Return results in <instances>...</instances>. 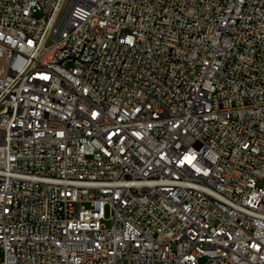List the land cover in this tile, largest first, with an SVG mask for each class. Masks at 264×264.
I'll list each match as a JSON object with an SVG mask.
<instances>
[{"label": "built area", "instance_id": "2783aa9c", "mask_svg": "<svg viewBox=\"0 0 264 264\" xmlns=\"http://www.w3.org/2000/svg\"><path fill=\"white\" fill-rule=\"evenodd\" d=\"M0 63V264H264V0H0Z\"/></svg>", "mask_w": 264, "mask_h": 264}, {"label": "bare ground", "instance_id": "6f19581e", "mask_svg": "<svg viewBox=\"0 0 264 264\" xmlns=\"http://www.w3.org/2000/svg\"><path fill=\"white\" fill-rule=\"evenodd\" d=\"M68 3H75V0H66ZM48 45H58V37L55 34H48Z\"/></svg>", "mask_w": 264, "mask_h": 264}, {"label": "rangeland", "instance_id": "374dc122", "mask_svg": "<svg viewBox=\"0 0 264 264\" xmlns=\"http://www.w3.org/2000/svg\"><path fill=\"white\" fill-rule=\"evenodd\" d=\"M104 216H105V219L102 221V224L104 226H109V221H108V219H109V207L108 206H106L104 209Z\"/></svg>", "mask_w": 264, "mask_h": 264}]
</instances>
